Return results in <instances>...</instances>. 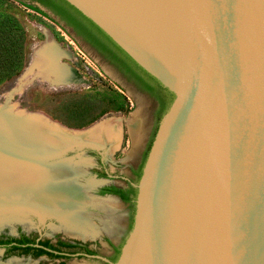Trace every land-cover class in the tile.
<instances>
[{
	"label": "water",
	"instance_id": "water-1",
	"mask_svg": "<svg viewBox=\"0 0 264 264\" xmlns=\"http://www.w3.org/2000/svg\"><path fill=\"white\" fill-rule=\"evenodd\" d=\"M66 1L174 94L110 264H264V0ZM85 147L100 153L70 136L43 162ZM69 174L53 183L77 188Z\"/></svg>",
	"mask_w": 264,
	"mask_h": 264
},
{
	"label": "rangeland",
	"instance_id": "rangeland-1",
	"mask_svg": "<svg viewBox=\"0 0 264 264\" xmlns=\"http://www.w3.org/2000/svg\"><path fill=\"white\" fill-rule=\"evenodd\" d=\"M0 14H8L16 19L24 32L22 66L0 82V110L13 105L29 116L33 112L44 113L50 121L57 122L70 132L82 135L89 130L95 135L104 133V139L106 135L111 136L108 140H100L99 149L107 177L98 175L103 169L98 159L92 156L93 151L98 152L93 148L70 151L65 157L66 170L71 175L67 180H77L79 191L77 198L69 201V205H72L69 206V214L83 223L86 235L70 233L67 226H74L72 222L67 225L56 216H47L53 214H35L28 194H13L20 189H28V180L23 178L24 185L19 189L4 187L5 183H0V191L10 194L0 197L3 202V208L0 206V236L23 232L52 241L61 238L66 241L93 242L92 247L97 250L99 257L71 256L68 263L107 264L104 258L112 253V245H119L129 232L132 208L117 196L100 195L98 190L109 184L126 186L128 179H136L132 168L142 161L151 140V132L154 131L153 101L135 88L115 65L90 47L81 46L48 16L18 0H0ZM50 42L56 47L51 57L57 58L56 64L52 63L54 60L49 61L50 58L46 62L41 59L40 53H47V43ZM38 61H41L40 68L34 67ZM55 70H58V75ZM61 70L65 71L66 76L74 73L78 80L72 82L60 79ZM19 82L25 84L17 92ZM134 126L139 132L137 143L133 137ZM4 163H0V166L15 169V164ZM29 172H25V176L29 177ZM25 208L33 211L22 210ZM57 262L47 256L6 258L0 249V264Z\"/></svg>",
	"mask_w": 264,
	"mask_h": 264
},
{
	"label": "bare ground",
	"instance_id": "bare-ground-1",
	"mask_svg": "<svg viewBox=\"0 0 264 264\" xmlns=\"http://www.w3.org/2000/svg\"><path fill=\"white\" fill-rule=\"evenodd\" d=\"M55 49L56 47L52 42L47 43V53H40L43 62H46V60L50 58L49 61L54 60L52 63H57L56 57L51 58L55 53ZM35 65L39 66V68L40 66L42 67L41 61L35 62L34 67ZM58 70H55V74L57 73V75ZM64 73L65 71L61 70L59 74L60 79L64 78V81L72 82L78 80V78L75 77L74 73L73 75L67 74V76ZM61 75H63L64 77H61ZM24 82H26L27 84L26 80ZM22 84L23 82L17 85L16 91H19L24 87L25 83L23 84V87ZM32 115L35 117H32ZM32 115L29 116L28 113L26 114L22 112V110L14 108L13 105H7L4 109L2 108L0 110V134L5 137L6 140L10 141V143L6 142V144H4L6 146V151L2 149L4 153L1 154V156H3L4 158L0 157V163L5 164L4 162H10L15 164V169L13 168L11 170L6 167L0 166V183H5L6 186L4 187L19 189L18 187L24 185V183H22L24 181L23 178H27L29 182L27 181L28 184L26 185V187H28V189L24 191L20 189L13 194H21V192H25V194H28L29 196L28 201L30 204H32L31 208H33V210L35 209L36 212H39L41 215L53 214L59 219H62V221H64L67 225L68 222H72L74 226H71V224L70 226L66 225L68 228L67 231L75 235H86V230L82 228L83 223L80 222V220H75L73 215L69 214V206H72L69 205V201H71L72 198H77V194H79L78 188L71 189L72 186L71 188H62L61 186L55 185L53 183V180H55L57 175L65 172L66 167L64 165L61 166L60 164L56 165V163L47 164L46 162H43L42 154L45 156H50L57 150V147L60 146L65 140L69 139L70 136L79 139H86L98 144H100L101 141H104L106 139L108 140V138H111V136L109 137L108 135H106V139H104V133L98 132V134L95 135V132H90L89 130L80 135L81 133L67 131L62 128L57 122L50 121L47 116L44 115V113L42 114L38 112L34 114L33 112ZM132 129L134 141L137 143L139 132L136 126H134ZM30 133L40 134L41 136L35 137L29 135ZM11 143L17 144L19 146L15 145L16 147H13ZM14 148L18 149L17 153L12 152ZM7 151H10L12 153ZM26 170L30 171L29 177L25 176V172H28ZM74 189H76L77 191ZM0 192H2V194L0 193V197L10 196L8 192ZM25 201H27V199ZM79 206H82V204Z\"/></svg>",
	"mask_w": 264,
	"mask_h": 264
},
{
	"label": "trees",
	"instance_id": "trees-1",
	"mask_svg": "<svg viewBox=\"0 0 264 264\" xmlns=\"http://www.w3.org/2000/svg\"><path fill=\"white\" fill-rule=\"evenodd\" d=\"M25 6H28L32 10H35L45 16H48L55 22H57L63 29H70L75 36L84 40L91 47H93L100 55L107 59L110 63L115 65L124 75L129 77L138 83L142 88L150 91L154 94L156 99H159L161 107L163 109L162 116L169 109L174 94L164 87L155 77L149 74L141 66H139L124 50H122L104 31H102L95 23L89 18L84 16L74 6L69 4L66 0H18ZM49 11L46 12L41 7ZM54 16V17H53ZM23 40L24 32L16 19L8 14H0V82L7 76L16 73L22 66L23 59ZM159 93V94H158ZM165 93V94H164ZM165 95V97H164ZM165 98V99H164ZM159 119V121H160ZM158 121V124H159ZM157 124V126H158ZM157 126L153 132L151 140L147 146V149L143 156V161L139 169L134 173L136 179L129 181L128 188H122L115 184H109L101 186L98 190L100 195L113 194L118 196L122 201L131 206V223L132 226L136 188L132 185L133 182H137L141 175L142 166L146 159L147 153L151 146V142L154 138ZM92 156L96 157L100 162V166L103 171L99 172L100 177H107L106 166L101 161L100 155L93 151ZM130 230V229H129ZM124 242V241H123ZM122 242V243H123ZM10 243H14L11 246L13 249H21L22 253L27 254L30 250H36L33 255H47L50 258H63L65 257L60 253V247L74 248L79 244L78 242L69 243L62 240H58L53 244L50 239H29L24 235L20 239H14L12 237L4 240L0 237V248L8 246ZM22 244L23 247L21 246ZM120 253V247L113 259V262L117 259ZM59 264H66L65 261L59 262Z\"/></svg>",
	"mask_w": 264,
	"mask_h": 264
},
{
	"label": "flooded vegetation",
	"instance_id": "flooded-vegetation-1",
	"mask_svg": "<svg viewBox=\"0 0 264 264\" xmlns=\"http://www.w3.org/2000/svg\"><path fill=\"white\" fill-rule=\"evenodd\" d=\"M54 17V16H53ZM63 26V25H62ZM66 31L68 32V29H66ZM78 37V36H77ZM79 38V37H78ZM80 39V38H79ZM75 40V39H74ZM81 41H83L87 46H90L88 43H86L84 40L80 39ZM77 43L78 41L75 40ZM82 46V45H81ZM90 48L94 49L93 47L90 46ZM95 50V49H94ZM96 51V50H95ZM97 52V51H96ZM102 56V55H101ZM124 75V74H123ZM126 76V75H125ZM127 77V76H126ZM131 82L132 84L135 86V88H137L139 91H141L142 93H144L145 95H147L149 98L152 99L153 101V120H154V130L158 124V121L162 115V112H163V109L161 107V104H160V101L159 99H156L154 94H152L150 91H147L146 89L142 88L138 83H136L134 80L130 79L129 77H127ZM159 94V93H158ZM165 94V93H164ZM165 97V95H164ZM165 99V98H164ZM154 132V131H153ZM153 133L151 132V137H152ZM151 139V138H150ZM99 155H100V158H101V161H102V156L99 152H97ZM142 161H143V158H142ZM142 161L140 162V164L137 166V167H133L132 168V171L133 173H135ZM100 163V162H99ZM101 165V164H100ZM131 181V179H128L127 180V183ZM116 186H119V187H122V188H125L127 189L128 188V184H126V186H120V185H116ZM118 197V196H117ZM120 199V198H119ZM124 202V201H123ZM126 203V202H125ZM25 236L29 239H34V240H39V239H46V238H41L40 236H33V235H29V234H26V233H23V232H19L17 235H7V236H0L2 237L4 240H6L7 238H14V239H20L22 236ZM49 239V238H47ZM58 240H62V241H65V242H69V243H75V242H78L79 244L77 245V247H74V248H66V247H60V253L62 255H64L65 257L63 258H50L49 256L47 255H39L37 257H41V256H47L48 258L50 259H55V260H58L57 264H59V262L61 261H65L66 264H69L68 263V259L71 257V256H79V257H99L97 255V250L92 247V245L94 244L93 242H86V241H66V240H63L61 238H57L55 239L54 241H52L50 239V241L55 244L56 241ZM124 241V240H123ZM122 241V242H123ZM122 242L119 244V245H112V253L109 254L107 256V264H110V262L113 261L116 253H117V250L119 249V247L121 248V245H122ZM14 243H10L8 246H5V247H2L0 248L1 250H3V255L4 257L8 258V257H11V256H31V257H36L33 255V253L36 251V250H30L29 253L27 254H24L22 253V250L21 249H13L11 248V246H13ZM24 244H22L21 246L23 247ZM105 261V260H104ZM37 264H44V263H37Z\"/></svg>",
	"mask_w": 264,
	"mask_h": 264
}]
</instances>
